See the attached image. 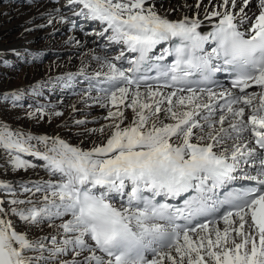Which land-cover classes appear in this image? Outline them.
Listing matches in <instances>:
<instances>
[{"label":"snow or ice","instance_id":"snow-or-ice-1","mask_svg":"<svg viewBox=\"0 0 264 264\" xmlns=\"http://www.w3.org/2000/svg\"><path fill=\"white\" fill-rule=\"evenodd\" d=\"M68 3L102 26L96 35L129 67L93 56L100 69L90 78L107 85L96 102L110 123L88 130L101 137L89 149L0 124L12 167L37 168L22 158L34 157L55 178L22 186L38 200L17 199L0 181L14 197L8 209L0 200V264H264V0H215L204 19L218 22L206 34L199 18L170 20L150 0ZM166 57L174 62L159 63ZM221 71L234 73L237 91L192 86ZM230 183L241 186L221 195ZM180 199L182 207L170 203ZM9 216L64 238L51 237L45 258V240L19 233Z\"/></svg>","mask_w":264,"mask_h":264},{"label":"bare ground","instance_id":"bare-ground-1","mask_svg":"<svg viewBox=\"0 0 264 264\" xmlns=\"http://www.w3.org/2000/svg\"><path fill=\"white\" fill-rule=\"evenodd\" d=\"M150 2L155 3L156 10L161 15L173 21L184 17L199 18L205 34L212 29V24L218 22L216 19L211 21L204 19L206 6L210 10L214 0H203L199 8L196 7L199 0H172V2L150 0ZM72 7L75 6L69 5L68 0H0V124L34 136L60 137L73 146L89 149L101 137L90 136L88 130L99 129L110 123L104 119L106 112L98 111L89 116L91 120L85 119L93 123L76 124L77 119L84 120L83 117H77L76 113L87 109V106L98 104L96 98L101 95L98 87L106 85L103 83L98 85L95 79L90 78L100 69L99 63L93 59V56L102 59L107 56L118 66L121 63L124 67L128 66L126 60L114 59L120 53L119 46L109 45L106 39L96 35L102 26L98 22L74 14L70 10ZM76 10L78 11L79 8L77 7ZM88 27L92 28V31L89 32ZM160 51L158 46L156 54ZM129 56L130 53L125 51V57ZM47 57L52 61L49 60V67L44 70L40 62ZM15 68L22 72V80L19 84L11 81ZM82 68L86 73L83 76L79 75ZM69 75L73 77L70 81H68ZM66 81L69 86H65ZM48 87L49 90H45ZM36 88L39 92L33 96ZM60 90H64L65 93H60ZM26 95L28 98L36 99V104L43 107L46 114L37 118L36 111L22 112L23 108L20 104L25 101ZM55 112H60L62 115L55 116ZM126 115L131 118V110H127ZM22 158L40 166L17 170L12 167L8 156L0 151V181L10 186L15 198L38 200L42 194L25 193L22 186H31L55 178L45 171L43 161L28 156ZM248 170L253 171L251 168ZM13 198L8 189H0V200L5 201L6 209L13 207L8 203ZM8 219L13 221L19 233L28 235L32 240H45L46 249L43 253L45 258L48 256L47 249L51 248V237L56 236L58 241L64 238L62 230L47 223L29 227L16 216H9ZM59 223V220L55 221L56 225ZM222 224L223 222L221 226ZM72 258L62 257L65 260Z\"/></svg>","mask_w":264,"mask_h":264},{"label":"rangeland","instance_id":"rangeland-1","mask_svg":"<svg viewBox=\"0 0 264 264\" xmlns=\"http://www.w3.org/2000/svg\"><path fill=\"white\" fill-rule=\"evenodd\" d=\"M215 1V0H214ZM171 2H172V0H171ZM57 2L55 1V4H56ZM4 4V3H3ZM87 29H89V32L90 31H92V28H87ZM94 37H95V35H94ZM48 60V61H47ZM52 61V59L50 58V57H47L45 60H43V61H41L40 62V65L43 67V69L44 70H46V68H48L49 67V64H50V61ZM48 63V64H47ZM41 67V68H42ZM22 80V72H21V70L20 69H14V71L12 72V76H11V81H12V83H14V84H16V82H17V84H19V82ZM37 89V88H36ZM45 90H49V87L48 88H45ZM61 92L60 93H62V94H64L65 93V91L64 90H60ZM38 92H39V90L37 89V90H35L34 92H33V96L35 95V94H38ZM36 99H33V98H28V96L26 95L25 96V101H23L21 104H20V106H21V108H23V110H22V112H24V110H25V113H31V112H35L37 109H42L43 107H41L40 105H37L36 104ZM97 107H100L98 104H96V105H90V106H87V109H82L81 111H78L77 113H76V116L77 117H83L84 118V120L85 119H89V120H91L90 118H89V116L91 115V114H93V113H96V112H98V111H103V112H106L107 113V110L106 109H104V108H97ZM0 110H1V108H0ZM93 111V112H92ZM106 113H105V115H106ZM79 119H77V121H78ZM83 119H81V120H79V121H84ZM85 122H92V121H86L85 120ZM93 123V122H92ZM86 124V123H85ZM84 125V124H83ZM84 130V129H83Z\"/></svg>","mask_w":264,"mask_h":264}]
</instances>
